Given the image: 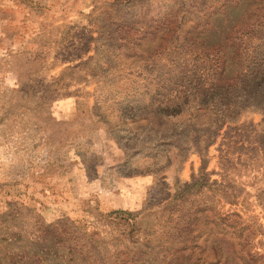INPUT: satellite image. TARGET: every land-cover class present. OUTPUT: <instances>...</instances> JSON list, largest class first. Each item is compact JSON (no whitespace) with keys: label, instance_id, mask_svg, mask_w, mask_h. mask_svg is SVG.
I'll return each instance as SVG.
<instances>
[{"label":"rangeland","instance_id":"1","mask_svg":"<svg viewBox=\"0 0 264 264\" xmlns=\"http://www.w3.org/2000/svg\"><path fill=\"white\" fill-rule=\"evenodd\" d=\"M204 3L0 0V264H169L152 213L196 183L264 256V117L204 133L206 148L157 173L134 154L155 133L138 108L155 82L213 63Z\"/></svg>","mask_w":264,"mask_h":264},{"label":"trees","instance_id":"2","mask_svg":"<svg viewBox=\"0 0 264 264\" xmlns=\"http://www.w3.org/2000/svg\"><path fill=\"white\" fill-rule=\"evenodd\" d=\"M204 2L199 10L208 25L215 23L217 39L213 63L203 66L205 77L177 75L155 82L162 84L160 89L144 107H138L149 109L146 115L155 133L146 141L135 139L134 154L145 155L151 174L182 162L191 150L206 148L204 133L238 122L246 113L264 117V0ZM202 112L209 117L203 118ZM139 117L134 114V122ZM203 124L213 130L202 129ZM202 194L196 183L177 193L161 215L152 213L162 220V227L152 224L160 225L152 232L162 228L169 264H264V256L253 247L255 230L237 213L220 210ZM111 215L139 231L137 215L123 211Z\"/></svg>","mask_w":264,"mask_h":264}]
</instances>
